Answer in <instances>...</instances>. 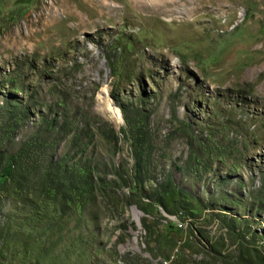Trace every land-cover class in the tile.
Listing matches in <instances>:
<instances>
[{"label":"rangeland","instance_id":"obj_1","mask_svg":"<svg viewBox=\"0 0 264 264\" xmlns=\"http://www.w3.org/2000/svg\"><path fill=\"white\" fill-rule=\"evenodd\" d=\"M29 148L65 194L4 184ZM167 258L264 264V0H0V264Z\"/></svg>","mask_w":264,"mask_h":264},{"label":"trees","instance_id":"obj_2","mask_svg":"<svg viewBox=\"0 0 264 264\" xmlns=\"http://www.w3.org/2000/svg\"><path fill=\"white\" fill-rule=\"evenodd\" d=\"M46 124L51 129H55L60 126L61 129L64 130L65 127H69L71 120L68 119L66 114H62L60 112H55L53 118H45ZM50 146V145H49ZM30 149V148H29ZM32 149L30 151L25 149L21 150L18 155L14 154L11 156V163H7L6 168L4 170L5 177H4V184L9 181L10 185L19 191H22L27 194H31L33 196H42L43 192H54L58 194V191L62 190V194H65L62 187L67 185L69 180V172L68 169L65 170V165L61 163V161H54L50 162L47 161L44 157L42 160L43 165L38 166V172L40 175L36 174V167L35 162L33 161L34 158L32 156ZM26 153V156L24 154ZM2 155V154H1ZM43 156L45 154L42 153ZM41 154L39 155V157ZM38 157V158H39ZM1 160H3V155ZM8 160V159H7ZM12 168V169H11ZM145 170V162L139 155H136L135 162L133 164V173L137 176V181L144 183L145 180L141 177L142 171ZM37 172V173H38ZM35 179L41 180V187L40 191L34 189L35 186ZM91 182L86 183V188H91L92 178H90ZM36 188V187H35ZM156 192L154 193L153 197L155 198L156 202L162 205L165 208L168 207H177L179 204L177 198H179L180 193L178 190L170 185H162L157 184ZM89 190V189H88ZM49 194V193H47Z\"/></svg>","mask_w":264,"mask_h":264},{"label":"bare ground","instance_id":"obj_3","mask_svg":"<svg viewBox=\"0 0 264 264\" xmlns=\"http://www.w3.org/2000/svg\"><path fill=\"white\" fill-rule=\"evenodd\" d=\"M102 110L107 111L109 114V118L116 121L119 117V110L109 102L107 93L105 91H102L100 94V104Z\"/></svg>","mask_w":264,"mask_h":264},{"label":"built area","instance_id":"obj_4","mask_svg":"<svg viewBox=\"0 0 264 264\" xmlns=\"http://www.w3.org/2000/svg\"><path fill=\"white\" fill-rule=\"evenodd\" d=\"M178 225H179V227H181V226H182V224H181V223H179ZM172 259H173V258H167V259H165V260H163V261H162V264H168V262H171V261H172Z\"/></svg>","mask_w":264,"mask_h":264}]
</instances>
